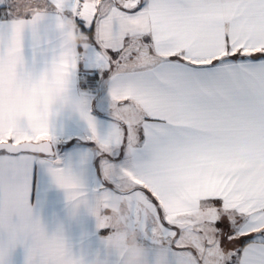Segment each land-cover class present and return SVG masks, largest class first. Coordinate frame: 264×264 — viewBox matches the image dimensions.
I'll use <instances>...</instances> for the list:
<instances>
[{
	"label": "snow or ice",
	"instance_id": "1",
	"mask_svg": "<svg viewBox=\"0 0 264 264\" xmlns=\"http://www.w3.org/2000/svg\"><path fill=\"white\" fill-rule=\"evenodd\" d=\"M36 12L46 34L30 27ZM67 21L85 38L75 48L56 27ZM9 50L23 57L14 106ZM86 57L107 84L103 126L71 92ZM53 59L86 100L89 147L68 157L56 147L63 114L33 107ZM57 168L84 176L104 237L117 219L136 233L143 264H264V0H0V250L39 217L34 195Z\"/></svg>",
	"mask_w": 264,
	"mask_h": 264
},
{
	"label": "clouds",
	"instance_id": "2",
	"mask_svg": "<svg viewBox=\"0 0 264 264\" xmlns=\"http://www.w3.org/2000/svg\"><path fill=\"white\" fill-rule=\"evenodd\" d=\"M52 26L43 12H36L30 25L39 27L45 34ZM56 27L67 28L64 41L68 46L75 48L83 43L85 38L76 30L72 21L58 23ZM22 60L18 51L9 50L4 61L5 72H16ZM40 83L45 86L40 107L54 108L71 119L81 118L86 100H78L66 91L61 59L49 60L46 70L41 74ZM52 182L64 197L69 220L75 221L81 213L89 215L81 197L85 183L83 175L73 170L62 171L57 168L52 174ZM113 227L117 235H113L111 239L103 237L96 246H91L86 234L73 241L63 223L50 229L40 216L35 217L29 221V226L22 235L16 237L9 247L0 250V264H10L11 252L17 248L23 250L24 264H112V252H122L126 257V264H143V245L138 241L136 233L118 219L113 221Z\"/></svg>",
	"mask_w": 264,
	"mask_h": 264
},
{
	"label": "crops",
	"instance_id": "3",
	"mask_svg": "<svg viewBox=\"0 0 264 264\" xmlns=\"http://www.w3.org/2000/svg\"><path fill=\"white\" fill-rule=\"evenodd\" d=\"M26 53L29 56L31 55L30 46L26 49ZM88 55L90 57L91 53ZM82 72L88 74L99 73L96 68L91 66L87 57L83 59L80 62V71L77 72L73 79L71 92L74 96H80L81 94H86L89 96L92 114L98 121L101 122V125L103 126L109 119L107 115V84L103 79V82L100 85L101 92L98 96L92 92L84 91L80 87ZM15 74L16 72L12 70H9L6 73L4 69L5 85H7L6 89L9 93H11V99L9 103L13 106L15 105L19 96V93L15 90ZM43 96L44 92H42L40 99L33 103L34 108H39L41 106ZM54 128L60 134V140L56 147L62 156H73L78 151L89 147V145H86L82 140V138L87 135L86 125L79 119H71L68 117L59 118L54 121ZM64 144H70L71 147L63 148L61 151ZM88 179L91 182L92 177L89 176ZM33 205L37 214L50 229L59 223H63L70 239L73 241L78 240L82 234H86L88 243L91 246H96L105 235L103 232H100L96 229L94 218L87 213H81V215L75 221L69 220L67 207L62 193L54 187L49 186L47 177L42 178L41 191L34 195ZM10 264H24L22 249L17 248L14 251L11 256Z\"/></svg>",
	"mask_w": 264,
	"mask_h": 264
},
{
	"label": "trees",
	"instance_id": "4",
	"mask_svg": "<svg viewBox=\"0 0 264 264\" xmlns=\"http://www.w3.org/2000/svg\"><path fill=\"white\" fill-rule=\"evenodd\" d=\"M95 75H96V80H95V84L94 85L88 86V87H81L82 83H86L87 82V77L82 75V78H81V81H80V87H81L82 90L92 92V93H94L95 95L98 96L100 94V92H101L100 85L102 84L103 79L101 78V75L99 73H95Z\"/></svg>",
	"mask_w": 264,
	"mask_h": 264
}]
</instances>
